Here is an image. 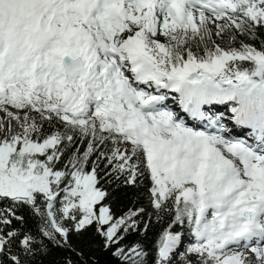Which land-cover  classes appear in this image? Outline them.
Listing matches in <instances>:
<instances>
[{
    "label": "snow or ice",
    "instance_id": "1",
    "mask_svg": "<svg viewBox=\"0 0 264 264\" xmlns=\"http://www.w3.org/2000/svg\"><path fill=\"white\" fill-rule=\"evenodd\" d=\"M261 29L264 0H0V264L89 227L121 264H171L186 235L185 264H264ZM114 180L152 211L115 217ZM144 215L171 217L154 255L124 243Z\"/></svg>",
    "mask_w": 264,
    "mask_h": 264
},
{
    "label": "trees",
    "instance_id": "2",
    "mask_svg": "<svg viewBox=\"0 0 264 264\" xmlns=\"http://www.w3.org/2000/svg\"><path fill=\"white\" fill-rule=\"evenodd\" d=\"M236 30L234 29L233 32ZM260 40H264V29L259 30ZM215 34V31L214 33ZM218 39L215 41V39ZM215 44L222 47L226 46V42L230 40V35L226 34L223 38L212 37ZM237 42L236 47H239L240 43L247 42L255 44L259 47L258 40H251L247 36L241 35L236 32ZM251 62L244 63V67H251ZM109 192L111 193L109 203L115 217H120L125 213H128L129 210H135L139 208H144L149 212L152 211V205L149 202V193L147 187L142 185H137L136 187L124 186L120 181H113L111 185L108 186ZM28 218L29 226L34 227L35 222L28 216V210L24 209L23 213ZM140 221L139 228L135 231L130 230L124 243L132 244L136 242L142 243L146 250L150 254L154 255L156 248V242L159 238V235L162 233L163 229L167 227L168 223L171 220V217H166L163 222H157L153 219L150 222V225L147 231H144V221L148 220V216L144 215L137 218ZM174 231H180V226H176ZM192 242V239L187 235L184 237V243ZM72 249L76 251L73 252L72 249L66 248L64 246H57L55 244L50 245L49 254L42 258L43 264H63V261L66 258H72L74 264H82L83 261L95 262V264H121L119 258L112 255L114 249H105L103 247V238L98 236L95 232L94 227H89L81 235H73L71 237ZM83 252V255H76L77 252ZM151 258V256H150Z\"/></svg>",
    "mask_w": 264,
    "mask_h": 264
},
{
    "label": "bare ground",
    "instance_id": "3",
    "mask_svg": "<svg viewBox=\"0 0 264 264\" xmlns=\"http://www.w3.org/2000/svg\"><path fill=\"white\" fill-rule=\"evenodd\" d=\"M169 93H170L169 94L170 97L177 96L176 93L171 92L170 90H169ZM169 102L171 103V100H169ZM228 107H229L228 105H214L213 109L215 112L227 113ZM177 109H178V111H180L179 108H177ZM13 123H15V122H13ZM229 127H231L233 135L236 136L237 138H240V137L247 138V134L250 131V129H248L246 127L237 126L234 122L231 123L229 125Z\"/></svg>",
    "mask_w": 264,
    "mask_h": 264
},
{
    "label": "rangeland",
    "instance_id": "4",
    "mask_svg": "<svg viewBox=\"0 0 264 264\" xmlns=\"http://www.w3.org/2000/svg\"><path fill=\"white\" fill-rule=\"evenodd\" d=\"M214 31H215V28H214V26H213V33H214ZM215 36H216V35L213 34V37H215ZM214 39H215V38H214ZM214 39H213V40H214ZM216 40H218V39H215V41H216ZM225 44H226V46H229L228 42H226ZM236 45H237V42L234 41L233 44H232L231 46H235V47H236ZM169 103H170V102H169ZM0 121H4V122H5V127H7L6 118H5V116H4V113H2V112H0ZM192 242H193V241H192ZM189 243H191V242H189ZM185 244H186V243H182V244L180 245L179 249L177 250V254H176V256L173 258L171 264H185V260H183V259H181V258L179 257V252H183V251H184V245H185ZM187 260L195 261V260H197V257H196L195 255H188V256H187Z\"/></svg>",
    "mask_w": 264,
    "mask_h": 264
}]
</instances>
